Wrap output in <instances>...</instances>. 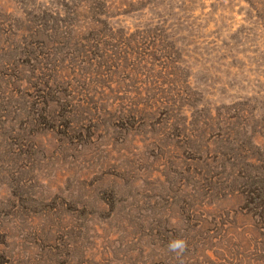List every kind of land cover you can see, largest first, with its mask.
I'll list each match as a JSON object with an SVG mask.
<instances>
[{
    "label": "rangeland",
    "instance_id": "obj_1",
    "mask_svg": "<svg viewBox=\"0 0 264 264\" xmlns=\"http://www.w3.org/2000/svg\"><path fill=\"white\" fill-rule=\"evenodd\" d=\"M0 264H264V0H0Z\"/></svg>",
    "mask_w": 264,
    "mask_h": 264
},
{
    "label": "clouds",
    "instance_id": "obj_2",
    "mask_svg": "<svg viewBox=\"0 0 264 264\" xmlns=\"http://www.w3.org/2000/svg\"><path fill=\"white\" fill-rule=\"evenodd\" d=\"M186 241L183 239H175L169 242L168 249L170 252L181 254L186 249Z\"/></svg>",
    "mask_w": 264,
    "mask_h": 264
}]
</instances>
